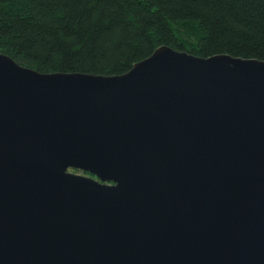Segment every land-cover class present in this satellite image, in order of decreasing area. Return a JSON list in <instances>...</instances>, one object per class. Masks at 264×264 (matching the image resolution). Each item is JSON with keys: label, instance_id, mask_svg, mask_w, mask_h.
Instances as JSON below:
<instances>
[{"label": "water", "instance_id": "1", "mask_svg": "<svg viewBox=\"0 0 264 264\" xmlns=\"http://www.w3.org/2000/svg\"><path fill=\"white\" fill-rule=\"evenodd\" d=\"M0 264H264V60L0 53Z\"/></svg>", "mask_w": 264, "mask_h": 264}, {"label": "trees", "instance_id": "2", "mask_svg": "<svg viewBox=\"0 0 264 264\" xmlns=\"http://www.w3.org/2000/svg\"><path fill=\"white\" fill-rule=\"evenodd\" d=\"M159 46L264 60V0H0V53L41 73L119 75Z\"/></svg>", "mask_w": 264, "mask_h": 264}, {"label": "rangeland", "instance_id": "3", "mask_svg": "<svg viewBox=\"0 0 264 264\" xmlns=\"http://www.w3.org/2000/svg\"><path fill=\"white\" fill-rule=\"evenodd\" d=\"M69 171H71V172H74V173H77V174L87 175V176H90V177H92V178H95V179H96V177H94V176H91L90 174H88V173H85V172H83V171H80V170H73V169H69Z\"/></svg>", "mask_w": 264, "mask_h": 264}, {"label": "flooded vegetation", "instance_id": "4", "mask_svg": "<svg viewBox=\"0 0 264 264\" xmlns=\"http://www.w3.org/2000/svg\"><path fill=\"white\" fill-rule=\"evenodd\" d=\"M84 172V171H83ZM89 174V173H88ZM91 175V174H90ZM92 176V175H91Z\"/></svg>", "mask_w": 264, "mask_h": 264}]
</instances>
